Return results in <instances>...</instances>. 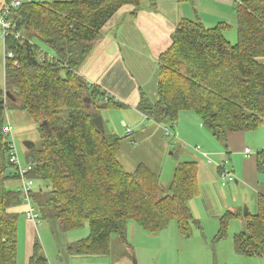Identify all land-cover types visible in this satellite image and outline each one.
<instances>
[{
  "label": "trees",
  "instance_id": "obj_1",
  "mask_svg": "<svg viewBox=\"0 0 264 264\" xmlns=\"http://www.w3.org/2000/svg\"><path fill=\"white\" fill-rule=\"evenodd\" d=\"M126 7L137 14L142 0H32L9 16L6 52L15 57L5 62V88L0 90V264H18L19 208L24 204L17 189L4 186L16 178L13 172L6 176L4 129L11 108L29 113L40 134L41 147L28 160L30 176L48 187L33 194L42 217L58 221L66 232L88 224V236L68 245L70 254H109L114 234L125 241L129 221L148 234L173 221L185 237L201 228L190 208L199 194L197 162L177 166L163 189L161 174L147 165L126 170L118 159L121 138L92 121L98 108L127 106L81 73L105 26ZM237 17L234 44L225 36L229 23L208 28L200 19L182 18L171 45L159 56L157 99L143 92L136 108L172 127L183 111H193L223 143L230 133L264 124V0H244ZM256 158L264 173V150ZM239 215L247 226L234 235L237 253L264 257L263 194L256 213L227 211L220 217L217 241L228 236L230 221ZM27 264H49L39 238Z\"/></svg>",
  "mask_w": 264,
  "mask_h": 264
},
{
  "label": "rangeland",
  "instance_id": "obj_2",
  "mask_svg": "<svg viewBox=\"0 0 264 264\" xmlns=\"http://www.w3.org/2000/svg\"><path fill=\"white\" fill-rule=\"evenodd\" d=\"M1 1L2 0H0V2ZM144 4L145 1L142 0V5ZM144 80L146 82H142L143 89L149 95L150 99L155 101L157 99L156 74L152 79L144 78ZM4 88L5 47L4 38L0 36V90ZM97 110L104 118V126L107 134L121 138V149L118 159L126 170L132 171L139 164H145L154 172L162 175V187L163 189H167L172 181L177 166L181 165L184 161L189 160L197 162V165L201 167L200 160L204 159L207 160V171L214 170V173L219 176L217 182L218 188L216 189V187L212 186L211 180H206L201 183L200 196L197 195L194 200L192 199L190 201V206L193 210L192 213L201 220V225L203 224V226L206 227V230H203V226V229L195 227L190 237H185L183 235L182 237L177 229L176 222L173 221L168 227L170 228L172 226L170 230H173L171 231L173 232V235L170 233V230L168 231V229H166L165 232L162 233L163 235L161 238L149 239V237H145L139 239L136 246L129 243L126 245V243L121 241L122 239L120 237L115 236V238H112L111 251L108 255L89 257L81 260L74 259L68 264H153L152 255L160 260V264H241L236 261V257L234 256H238L242 260L243 258H249L253 264H259V260L264 262V257H260L261 259L254 257L255 259H252V256L246 257L244 255H235L234 253H232L233 255L219 253V247L221 244L229 242L234 245V235L246 229L247 221L241 215L232 219L229 223L227 238L217 241L213 234L214 231H212V225H214L212 223H215L216 225V209L229 203L228 201H232L234 195H237L238 198L242 197L244 199L245 194L247 196L250 192L248 210L251 213H256L257 198L259 194H264V185L255 192L250 191L251 189L246 190V185H244L242 178H240V187L242 190L237 188L235 193H233V196L232 193H229V187H231L233 183L227 182V185L225 184L226 186H223V182L227 181V177L225 176L226 174L220 176L217 168H219L218 166L225 165L224 163L227 161L225 167L226 169H231L232 164L234 163L231 160L233 159L232 156L234 153H227L230 150L226 149L227 147L225 146V143L220 142L205 127H203L202 131L198 128L193 130L202 143L195 142L189 144V142H187L188 144H186L179 141L180 143H177L175 146L176 139L174 140V137L171 134H167L164 129V126H169V128L174 131V127L169 123H158L148 118L147 120L152 121L154 126L143 128V124L140 126L136 125L133 127L134 132L131 135L125 136L123 117L126 116L129 119H133V112L131 110L119 107L98 108ZM186 112L198 116L193 111ZM8 120L14 128V136L19 147L21 159L24 163H27L28 158L41 147V138L35 120L26 111L15 108H11L7 111L5 118L6 124H8ZM143 123H145V121ZM127 124L131 125L128 121ZM256 130L247 131L249 132L247 133L249 134L247 142H249L248 147L251 152L247 157L251 160H255V154L257 151L263 149L260 147L257 148L256 144H264V124ZM204 132L210 136L212 142H205ZM26 142H31L34 145L29 148L26 146ZM205 143H212L214 148L217 146V150H219L216 154L218 155H215L214 152L208 150L204 145ZM195 146H200V148L195 150L193 148ZM186 149L194 153L195 156H187ZM203 152L208 153L211 162L208 161V158L202 155ZM235 154L234 160L239 163L238 169L241 172V166L243 165L242 159L246 158L245 152L243 150ZM1 162L2 159L0 158V169ZM260 176L261 180L264 181V173H261ZM4 186L10 189H17L19 187L17 178L8 180ZM209 186H211V188H209ZM232 205H235V203H232ZM217 222L219 223V221ZM38 223V237L44 246L49 264H67L62 261V259L68 254L65 251L67 241L71 240V242H73L83 237H87L89 234L88 224H86L84 228L66 232L61 229L58 221H50L49 219L41 217ZM18 233L21 234V225L19 226ZM78 235H81V238H77ZM176 235L181 236L182 239ZM24 256L27 258L26 254ZM25 258L23 260V254H21L19 264L25 263Z\"/></svg>",
  "mask_w": 264,
  "mask_h": 264
},
{
  "label": "crops",
  "instance_id": "obj_3",
  "mask_svg": "<svg viewBox=\"0 0 264 264\" xmlns=\"http://www.w3.org/2000/svg\"><path fill=\"white\" fill-rule=\"evenodd\" d=\"M8 0H2L0 2V8L7 3ZM32 1V0H25ZM38 1H47V0H38ZM54 1V0H53ZM56 1V0H55ZM57 1H66V0H57ZM145 4L142 5V9L134 14L131 7H126L105 26L102 32V38L96 43L90 57L84 64L81 69V73L85 78L89 80L90 83H94L101 87L103 90L107 91L111 97L114 99L120 100L126 103L124 109L131 110L133 112V119L128 117H123V124L126 129L130 128L133 130V127L136 125H142V127L154 126L152 121H148L145 114L139 111L136 106L138 105L142 93L146 92L142 87V82L146 81L144 78H153L156 74L159 66V56L171 45L173 41V34L176 29L178 22L182 18H188L197 20L200 19L204 25L208 28L215 27L219 22H227L230 24V29L225 33L226 38L231 43H236L238 39V17H237V7L242 4L244 0H154L155 3H152V0H144ZM4 47L6 52V45L4 40ZM6 62V61H5ZM152 67V69H151ZM101 115V114H100ZM197 115V114H196ZM103 117V116H102ZM104 119V118H103ZM131 124H127V121ZM145 121V123H143ZM36 123V122H35ZM163 127L162 125H160ZM169 126H164V129L167 134H171L175 140V146L179 141H182L186 144L187 142L195 143L201 142L197 134L193 132L194 129L203 130L205 127L202 123V120L199 116H194L190 112L183 111L181 113L180 119L174 127V131L169 128V131L166 128ZM206 128V127H205ZM257 131V130H256ZM134 132V131H133ZM124 135L126 136V134ZM249 132H238L230 133L228 140L224 142L226 149L230 150L227 153H234L232 158L231 169H226L225 165L218 166L217 171L220 176L226 174L227 172L233 173L235 179L232 181L223 182V186L227 185V182L233 183L229 187V193H235L237 188H240L241 179L243 180L244 185H246V190L251 189L250 191L255 192L262 185L264 181L261 180L260 172L257 168V158L256 154L264 150V144L257 143V148L259 149L255 154V160H251L249 157L250 154L246 153L249 142H247ZM151 137V136H149ZM205 142H212L210 136L204 132ZM202 143V142H201ZM255 143V142H254ZM208 150L214 152L215 155L217 151V146L214 148L212 143L204 144ZM195 150L199 149L200 146L193 147ZM245 152L246 158L242 159L243 165L241 166V172L239 171V163L234 160L235 153L243 151ZM240 154V153H239ZM187 156H195L190 150L186 149ZM202 155L208 158V161L211 162V158L208 153L203 152ZM242 158V157H241ZM199 159V158H198ZM200 160V159H199ZM189 161V160H187ZM7 163V160L5 161ZM29 162V160H28ZM27 162V163H28ZM186 162V161H184ZM201 167L198 166V180H199V196L201 194V183L206 180H211L212 186L218 188V175L214 173V170L207 171V160L201 159ZM30 163V162H29ZM9 167V165H8ZM137 168V167H136ZM135 168V169H136ZM206 168V169H205ZM133 171V170H132ZM226 176V175H225ZM162 177V175H161ZM227 177V176H226ZM224 178V177H223ZM224 183L226 185H224ZM211 188V186H209ZM48 189L47 184L43 181L36 180V189L34 192H45ZM242 190V189H241ZM43 194V193H42ZM250 192L245 194L244 199L238 198L237 195L233 196L232 201L222 205L216 209V225L212 223V231H214V236H216L220 228V217L225 214L227 211L234 213H242L246 215V210L249 207V196ZM261 194H259L260 196ZM264 195V194H263ZM258 196V198H259ZM258 198L257 202L258 203ZM243 199V200H242ZM194 200V199H193ZM235 203V205H232ZM191 207V206H190ZM245 207V209H244ZM38 210L39 207L37 206ZM26 210L25 205L19 208V211L22 213L19 224L21 225V234L19 235V252H18V264L20 263L21 254H23V260L25 258V263L29 262V259L33 255V248L36 238L38 237V226L39 223H36L32 219L28 218L24 211ZM192 210V207H191ZM193 212V210H192ZM245 212V214H244ZM250 212V211H249ZM194 215V213H193ZM42 217V214H41ZM199 220L201 225V220ZM237 218V217H236ZM21 221V222H20ZM219 221V223L217 222ZM203 224L201 225L202 228ZM85 227V226H84ZM83 227V228H84ZM172 227V226H171ZM168 229V231L171 229ZM206 230V227L203 226ZM199 228V227H197ZM159 231L154 234H148L142 230L134 221H129L127 224L126 235L122 242L137 245L139 239L149 237V239H159L162 237V233L165 230ZM173 229V228H172ZM178 229V228H177ZM73 231V230H71ZM173 230H170V233L173 235ZM180 233V232H179ZM85 234V233H84ZM182 236V234H180ZM76 236V235H75ZM81 235H78L77 238H81ZM120 237L116 234L113 235ZM180 239L181 236L176 235ZM74 237V236H73ZM112 237V238H113ZM116 237V238H117ZM183 237V236H182ZM85 238V237H83ZM121 238V237H120ZM227 238V237H226ZM225 238V239H226ZM82 239V238H81ZM234 239V238H233ZM80 240V239H78ZM223 240V239H222ZM77 241V240H76ZM73 241V242H76ZM71 240H68L65 246V251L68 253L63 262L71 263L74 259L81 260L89 257L95 256H104V255H72L68 252V245L73 243ZM219 253L221 254H230L240 255L237 253L234 245L232 243L226 242V244H221L219 247ZM108 255V254H107ZM236 261L241 264H253L249 258L240 259L238 256ZM250 257V256H246ZM261 259L260 256H252V259ZM153 264H160L154 255H152ZM87 261V260H84ZM259 264H264L259 260ZM94 264V263H93ZM99 264V263H98ZM217 264H226V263H217Z\"/></svg>",
  "mask_w": 264,
  "mask_h": 264
},
{
  "label": "built area",
  "instance_id": "obj_4",
  "mask_svg": "<svg viewBox=\"0 0 264 264\" xmlns=\"http://www.w3.org/2000/svg\"><path fill=\"white\" fill-rule=\"evenodd\" d=\"M25 0H9L0 8V36L6 40L12 30V23L9 20V16L13 9L20 7ZM20 34L17 33V37ZM14 53L12 51L5 52V61L10 58L13 59ZM17 64V63H16ZM169 131V128H166ZM4 133L7 137V164L12 168V172L15 174L19 187L17 190L21 193L23 203L26 207V216L36 223L41 219V213L38 210L34 199L33 193L36 189V179L30 176L32 165L30 163H24L20 156L19 147L14 136V128L8 120V124L5 126ZM133 130L126 129V135H131ZM247 154H250V150H246ZM227 180L232 181L235 176L231 172L226 173ZM225 185V183H224Z\"/></svg>",
  "mask_w": 264,
  "mask_h": 264
},
{
  "label": "water",
  "instance_id": "obj_5",
  "mask_svg": "<svg viewBox=\"0 0 264 264\" xmlns=\"http://www.w3.org/2000/svg\"><path fill=\"white\" fill-rule=\"evenodd\" d=\"M88 100V101H87ZM85 101H87V107H90V98H85ZM93 123L102 130V132L105 131L104 129V119L102 117V115L98 114V113H93V118H92ZM26 146H28L29 148H31L34 144H32L31 142H26L25 143ZM12 172V168L8 167L6 169V176H9Z\"/></svg>",
  "mask_w": 264,
  "mask_h": 264
}]
</instances>
